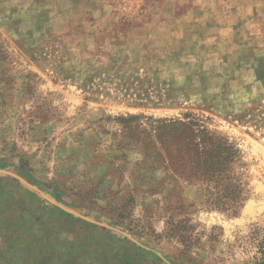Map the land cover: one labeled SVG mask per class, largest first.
I'll use <instances>...</instances> for the list:
<instances>
[{
    "label": "rangeland",
    "instance_id": "374dc122",
    "mask_svg": "<svg viewBox=\"0 0 264 264\" xmlns=\"http://www.w3.org/2000/svg\"><path fill=\"white\" fill-rule=\"evenodd\" d=\"M0 169V264H264V0H0Z\"/></svg>",
    "mask_w": 264,
    "mask_h": 264
},
{
    "label": "trees",
    "instance_id": "16d2710c",
    "mask_svg": "<svg viewBox=\"0 0 264 264\" xmlns=\"http://www.w3.org/2000/svg\"><path fill=\"white\" fill-rule=\"evenodd\" d=\"M223 146V151H228V149ZM232 156L230 152L209 154L207 158L199 160L196 164H193L195 170H197L204 179L208 182L207 190L211 195V200L217 206H225L229 204L230 207H235L238 205V195L241 191L240 185H235L232 181L228 180L226 176V165L229 163V157Z\"/></svg>",
    "mask_w": 264,
    "mask_h": 264
},
{
    "label": "water",
    "instance_id": "95a60500",
    "mask_svg": "<svg viewBox=\"0 0 264 264\" xmlns=\"http://www.w3.org/2000/svg\"><path fill=\"white\" fill-rule=\"evenodd\" d=\"M0 173H3V174H10V175L15 176L14 174H11L10 172H7L6 170H2V169H0ZM64 209H65V208H64ZM67 211H69V210H67ZM69 212H71V213H73V214H75V215H78V214L75 213V212H72V211H69Z\"/></svg>",
    "mask_w": 264,
    "mask_h": 264
}]
</instances>
